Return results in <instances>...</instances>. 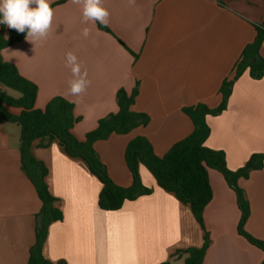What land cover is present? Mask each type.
I'll use <instances>...</instances> for the list:
<instances>
[{"label":"crops","instance_id":"0c3cea01","mask_svg":"<svg viewBox=\"0 0 264 264\" xmlns=\"http://www.w3.org/2000/svg\"><path fill=\"white\" fill-rule=\"evenodd\" d=\"M102 6L110 13L108 26L83 22L82 6L72 0H51L47 38L24 39L2 50L1 58L37 87L35 109L43 111L57 97L73 105L72 134L79 142L99 120L117 112L119 90L130 94L137 88L131 109L148 116L149 123L94 145L113 183L128 188L127 144L144 137L161 158L193 130L183 108L220 105L222 82L231 79L243 49L255 40L254 26L264 21V0H102ZM85 27L88 37L82 35ZM68 52L87 71L90 83L80 96L69 93ZM259 54L264 60V40ZM0 91L20 97L1 85ZM206 122L205 146L224 154L229 171L243 167L253 154L264 157V77L253 81L245 72L233 85L226 111ZM20 146L21 128L0 122V264H28L41 210L21 168ZM30 153L44 165L46 186L62 215L49 226L42 249L52 264H185L187 251L203 246L205 232L203 264L264 262V252L238 234L236 194L217 171L208 170L212 200L203 212V230L190 207L159 188L142 165L141 181L151 194L107 212L98 206L99 179L57 140H36ZM237 185L249 206L244 231L264 243V168Z\"/></svg>","mask_w":264,"mask_h":264},{"label":"trees","instance_id":"16d2710c","mask_svg":"<svg viewBox=\"0 0 264 264\" xmlns=\"http://www.w3.org/2000/svg\"><path fill=\"white\" fill-rule=\"evenodd\" d=\"M99 27L107 31L102 25ZM254 29L255 40L243 49L241 58L233 67L231 79L224 80L219 88L220 105L215 109H210L204 104L182 109L193 125L188 137L175 143L161 158L154 154L151 144L144 137H136L127 144L124 161L132 184L128 188H122L110 179L95 152L94 145L106 141L112 135H127L149 123L148 116L135 113L131 109L138 95L137 88L130 94L119 90L117 112L99 120L95 130L86 134L84 141L79 142L72 134L73 126L77 123L73 105L57 97L48 102L43 111L35 109L37 87L23 79L14 66L3 62L1 51L22 42L27 32L19 33L0 24V85L20 95L18 99H14L0 91V122L17 124L21 128V168L41 202V210L36 216L35 244L30 249L28 264H52L43 257L42 249L49 226L62 219L61 212L54 207L55 199L50 195L45 183L47 171L30 153L32 143L44 139L57 140L69 157L83 160L90 172L99 179L102 184L98 199L100 210L115 212L126 202L151 194L141 181L139 166L142 165L155 178L159 188L174 194L179 202L190 207L195 221L203 230V212L212 200L208 170L217 171L236 194L241 212L238 234L264 252V243L253 239L244 231L249 206L243 190L237 185L239 180H247L252 172L263 170L264 157L253 154L243 167L231 172L226 167L224 154L205 146L210 134L207 117H215L226 111L234 83L245 72H248L253 81L264 77V60L259 54L264 40V21L254 26ZM13 109L19 110L20 113H12ZM208 244L209 238L205 232L203 246L200 249L188 250L185 264H203Z\"/></svg>","mask_w":264,"mask_h":264},{"label":"clouds","instance_id":"9594fccd","mask_svg":"<svg viewBox=\"0 0 264 264\" xmlns=\"http://www.w3.org/2000/svg\"><path fill=\"white\" fill-rule=\"evenodd\" d=\"M72 3L82 6L83 22H98L108 26L110 13L102 6V0H72ZM0 16V24L19 33L27 32L25 39L34 43L47 38L54 10L51 0H0ZM89 34L90 29L83 28L82 35L88 37ZM66 63L73 75V79L69 80V93L80 96L90 83L87 80V71H81V65L72 52L66 54Z\"/></svg>","mask_w":264,"mask_h":264},{"label":"rangeland","instance_id":"374dc122","mask_svg":"<svg viewBox=\"0 0 264 264\" xmlns=\"http://www.w3.org/2000/svg\"><path fill=\"white\" fill-rule=\"evenodd\" d=\"M11 93H12L13 95H17V94H18V93H17V92H15V91H14V92H11ZM16 93H17V94H16Z\"/></svg>","mask_w":264,"mask_h":264}]
</instances>
